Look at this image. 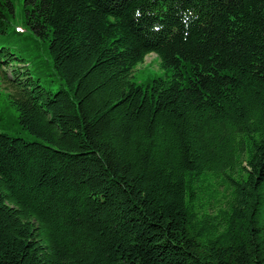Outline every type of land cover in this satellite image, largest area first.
<instances>
[{
    "label": "trees",
    "instance_id": "16d2710c",
    "mask_svg": "<svg viewBox=\"0 0 264 264\" xmlns=\"http://www.w3.org/2000/svg\"><path fill=\"white\" fill-rule=\"evenodd\" d=\"M14 17L0 264H264V0H23L17 49Z\"/></svg>",
    "mask_w": 264,
    "mask_h": 264
},
{
    "label": "rangeland",
    "instance_id": "374dc122",
    "mask_svg": "<svg viewBox=\"0 0 264 264\" xmlns=\"http://www.w3.org/2000/svg\"><path fill=\"white\" fill-rule=\"evenodd\" d=\"M15 6V17L11 19L12 25L10 28V33L13 32L14 43L11 45L13 49L21 48L22 46L28 45V35L26 33V28L22 23L21 18V5H23V0H12ZM16 31H20L22 34H18ZM16 32V33H15ZM16 55L26 59L28 70L32 72L34 76H36L37 70L34 66L36 64H40L39 69L42 70L41 78L44 80L43 84L48 89L52 91H56L60 84L57 79L51 76L47 65L49 64L48 55L46 52V48H40L39 50L33 53V63L29 62V58L22 53L21 51H15ZM29 60V61H28ZM22 66V65H21ZM25 70V69H24ZM2 71V73H1ZM0 71V132L5 133L12 137H22L28 141L33 140L31 136H29L24 131L17 130L15 127V122L17 118L16 111L14 108L9 105V95L12 93V88L7 81L2 78L3 72L10 77V68H5ZM26 73H24L25 75ZM23 75V76H24ZM167 73L165 70L161 69L160 61L158 57L154 54H149L145 57L143 63L136 66V68L132 72V81L138 83L140 85H147L152 80L156 78H165ZM170 75V74H169Z\"/></svg>",
    "mask_w": 264,
    "mask_h": 264
}]
</instances>
